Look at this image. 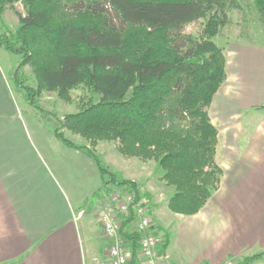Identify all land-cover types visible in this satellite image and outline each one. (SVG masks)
<instances>
[{"label":"trees","instance_id":"trees-1","mask_svg":"<svg viewBox=\"0 0 264 264\" xmlns=\"http://www.w3.org/2000/svg\"><path fill=\"white\" fill-rule=\"evenodd\" d=\"M17 1L24 13L14 31L0 33V47L19 56L12 78L25 101L42 111L37 97L44 91L70 101V91L82 85L96 95L64 113L54 129L66 146L96 163L102 185L93 197L116 184L141 198L134 181L117 178L95 154L99 141H117L124 157L154 160L162 168L161 179L175 189L166 202L171 212L196 214L222 175L215 160L218 131L208 108L225 80L226 59L213 37L237 2L0 0V16ZM253 3L264 25V0ZM203 17L199 39L183 33L186 24ZM25 65L32 68L34 87L20 79ZM66 131L86 143L72 141ZM130 221L121 216L119 235L129 251L128 264H137L139 233L126 230ZM168 243L165 233L159 251ZM263 256L258 252L233 264H251Z\"/></svg>","mask_w":264,"mask_h":264},{"label":"crops","instance_id":"crops-1","mask_svg":"<svg viewBox=\"0 0 264 264\" xmlns=\"http://www.w3.org/2000/svg\"><path fill=\"white\" fill-rule=\"evenodd\" d=\"M223 52L226 77L208 108L218 131L215 160L222 175L196 214L174 213L183 217L176 225L175 247L185 254L179 262L169 257L172 264H223L254 248L264 251V137L261 146L254 145V135L247 146H238L241 110L264 104V48L247 43ZM8 76L0 66V264H94L106 248L93 253L88 217L103 196L93 197L102 185L98 167L55 136L57 123L47 125L17 108ZM257 124L259 132L264 125ZM234 165H240L235 173ZM230 215L239 216L235 223L244 231L231 243L215 244L229 224L224 216ZM199 238L204 242L199 250L186 255L187 243Z\"/></svg>","mask_w":264,"mask_h":264},{"label":"rangeland","instance_id":"rangeland-1","mask_svg":"<svg viewBox=\"0 0 264 264\" xmlns=\"http://www.w3.org/2000/svg\"><path fill=\"white\" fill-rule=\"evenodd\" d=\"M235 1L239 7L227 10V22L220 27L217 35L213 37V41L220 46L223 51H227L228 49L235 50L239 45L247 43L257 44L264 48V25L259 19L253 0ZM23 13L24 7L21 1L15 2L12 7L9 5L5 6V9L0 16V33L4 31H14V29H16L19 25L18 16ZM206 18L207 17L199 18L186 24L184 26L183 33L190 34L194 38L199 39L202 34V28ZM18 60L19 56L11 54L5 50L0 51V66L6 76H8L10 71H12L11 77L8 76L7 78L8 84L11 90L15 93L13 95L14 101L16 102L15 104L23 114L25 112H32L42 122L46 121L47 125L56 123L59 125L58 119L62 117L64 113L76 111L88 98L96 97V95H93L82 85L70 91V101H64L58 98L55 92L44 91L37 97V104L43 109L42 111L38 110L35 107L30 106L25 101L22 89L15 86L12 74L17 66ZM20 72L22 73L20 74V79L22 78L23 83L34 87L35 79L32 68L29 65H25L21 68ZM46 111L50 113H47ZM240 114L241 129L238 137V146H247L253 135L256 136L255 143L253 142L254 145L261 146L260 141H262L264 137V126L261 127V129L258 128L260 129L259 132H256V128L260 127L258 126L260 124L257 123L261 121L262 125H264V104L258 109L249 108L241 110ZM48 115L50 116L48 117ZM65 135L76 143H86V141L79 135L70 133H65ZM117 144V141H99L94 147L95 154L105 163L106 166L108 165L107 167L112 170L117 178L135 182L141 195L140 199L145 202L147 201L146 204L150 207V213L155 224H157V227L161 228L160 230L158 228L157 229L162 235L165 233L168 234L169 244L167 252L169 257L173 261L179 262V260H181V256L185 253L179 252V249L175 247L176 225L179 223L178 219H182L183 217L179 216L178 218L177 215L170 212L166 204L167 199L175 191L174 187L166 185L161 179L163 170L156 161L142 160L136 157H124L118 152ZM239 166L240 165H234L232 172L235 173L237 169L240 170ZM232 178L233 177L231 176V179ZM108 186H110L109 190H116L120 193H124V190H130L127 185L110 184ZM105 197L106 194L98 198L91 209V214L88 216L92 220V225H90V227L93 230L92 240L95 243L94 254L103 250V248L108 244V239L101 235L102 231L97 220V211L100 204L105 200ZM227 201L233 203V199L231 198H227ZM166 214L168 218L166 217ZM92 216H96L99 227L93 221L94 218ZM224 217L228 220L229 224L222 231V237L217 239L215 244H218L219 242L222 244L225 242L231 243L237 239V236H240L242 231H244L239 224L235 223V218H238L239 216L230 215ZM133 229V223L126 226V230L128 232ZM203 243L200 241V238L197 241H193L192 245L187 243L188 247L185 249L186 255H190L194 251L199 250ZM260 251L261 249L254 248L246 255ZM239 260H236V262ZM231 261L235 263V261ZM93 263L96 264L95 261H93Z\"/></svg>","mask_w":264,"mask_h":264},{"label":"built area","instance_id":"built-area-1","mask_svg":"<svg viewBox=\"0 0 264 264\" xmlns=\"http://www.w3.org/2000/svg\"><path fill=\"white\" fill-rule=\"evenodd\" d=\"M121 216L130 217V222L134 224L131 231L139 233L137 264H172L166 250L159 251L163 235L157 229L150 207L130 190L120 193L112 189L107 192L97 211V220L108 244L101 257L93 258L96 264H128L129 251L125 240L119 235ZM223 264L233 262L228 260Z\"/></svg>","mask_w":264,"mask_h":264}]
</instances>
